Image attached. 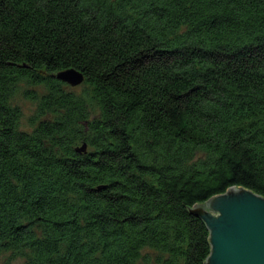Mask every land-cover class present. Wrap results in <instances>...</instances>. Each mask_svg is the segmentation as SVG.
I'll return each mask as SVG.
<instances>
[{"label": "trees", "instance_id": "obj_1", "mask_svg": "<svg viewBox=\"0 0 264 264\" xmlns=\"http://www.w3.org/2000/svg\"><path fill=\"white\" fill-rule=\"evenodd\" d=\"M230 187L264 197V0H0V264H205Z\"/></svg>", "mask_w": 264, "mask_h": 264}, {"label": "water", "instance_id": "obj_2", "mask_svg": "<svg viewBox=\"0 0 264 264\" xmlns=\"http://www.w3.org/2000/svg\"><path fill=\"white\" fill-rule=\"evenodd\" d=\"M55 78L71 87L84 80L75 68L61 70ZM86 145L77 148L84 152ZM191 212L209 231L210 253L205 264H264V197L243 187L195 204Z\"/></svg>", "mask_w": 264, "mask_h": 264}, {"label": "rangeland", "instance_id": "obj_3", "mask_svg": "<svg viewBox=\"0 0 264 264\" xmlns=\"http://www.w3.org/2000/svg\"><path fill=\"white\" fill-rule=\"evenodd\" d=\"M82 84V83H81ZM76 87V86H75ZM19 98V99H18ZM16 103L19 105L21 112H22V117H21V128L25 130H30V124H29V117L32 114L34 110L35 104L29 100L23 97L22 94H20L17 97ZM82 146V145H81ZM80 147V146H79ZM3 259H0V263H2Z\"/></svg>", "mask_w": 264, "mask_h": 264}]
</instances>
